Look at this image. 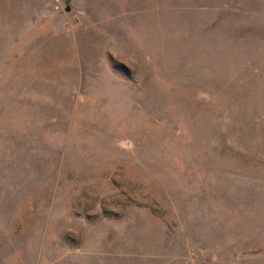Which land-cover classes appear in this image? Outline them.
<instances>
[{
  "label": "rangeland",
  "instance_id": "obj_1",
  "mask_svg": "<svg viewBox=\"0 0 264 264\" xmlns=\"http://www.w3.org/2000/svg\"><path fill=\"white\" fill-rule=\"evenodd\" d=\"M0 264H264V0H0Z\"/></svg>",
  "mask_w": 264,
  "mask_h": 264
},
{
  "label": "water",
  "instance_id": "obj_2",
  "mask_svg": "<svg viewBox=\"0 0 264 264\" xmlns=\"http://www.w3.org/2000/svg\"><path fill=\"white\" fill-rule=\"evenodd\" d=\"M66 1L68 2V0H66ZM69 9H70V8H69V7H67L65 10H66V11H69Z\"/></svg>",
  "mask_w": 264,
  "mask_h": 264
}]
</instances>
